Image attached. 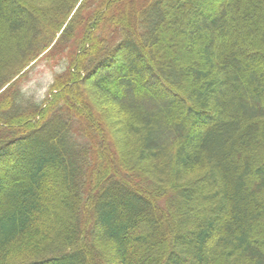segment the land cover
Wrapping results in <instances>:
<instances>
[{
  "label": "trees",
  "instance_id": "trees-1",
  "mask_svg": "<svg viewBox=\"0 0 264 264\" xmlns=\"http://www.w3.org/2000/svg\"><path fill=\"white\" fill-rule=\"evenodd\" d=\"M30 3L0 90L44 32L83 45L47 103L0 95V264H264V0Z\"/></svg>",
  "mask_w": 264,
  "mask_h": 264
},
{
  "label": "rangeland",
  "instance_id": "rangeland-1",
  "mask_svg": "<svg viewBox=\"0 0 264 264\" xmlns=\"http://www.w3.org/2000/svg\"><path fill=\"white\" fill-rule=\"evenodd\" d=\"M29 1L31 3L28 6H30L31 8L42 7L46 10L47 13H50L57 5L61 4L60 0ZM83 1L84 0H78V3L73 8L74 11L78 9L80 3ZM74 2H72L71 4H73ZM92 2L97 4L98 2H101V0H92ZM27 10L29 9L24 7V11ZM66 11L68 10L66 9ZM73 15L74 13L71 14V17H73ZM42 22H44V26H50L49 22L45 21V19H43ZM68 23L69 22L66 21L61 30H59L57 34L55 33V35L51 32H44L43 34H41V36L46 38V41L40 44H35V46L29 51L24 50L22 54L26 55L23 58L19 56L20 54H14L16 56L15 59L18 60V62L15 67H11L12 69L9 71V73L6 70V82L7 80H9V78L11 79V81L9 80L5 87L0 90V95H2V92L7 87H10L9 85H12L13 82H17L16 85L11 88L9 92L10 95L15 92L17 87H19L17 91L22 92V96L24 98H30L34 103L36 102L42 105L47 103V100L53 98L52 93L56 92V90H52V86H55L57 84L58 77H62V75H65L67 73L76 55L79 54V48H81V46L83 45V41L81 44H79L76 38V36H78V34L80 33L79 29H77L72 35L67 34L61 36L64 29H66L65 27L68 26ZM32 25H34L33 21ZM32 25L31 27H33ZM87 29H91V32L93 31V28L91 26ZM109 33V29L104 30L103 37L106 36L108 38ZM89 37L90 35H88L86 40L87 47L91 46V43L88 39ZM171 40L174 44L175 40L173 37L171 38ZM19 52L21 53V51ZM19 60L21 61L19 62ZM96 107L100 110V112H102V114L107 113L106 115L112 116V118L121 117L119 115L120 110H118L114 105L112 106L108 104L107 101H103V104L101 105L97 104ZM121 115H123V113ZM133 242L134 241L132 240V243Z\"/></svg>",
  "mask_w": 264,
  "mask_h": 264
}]
</instances>
